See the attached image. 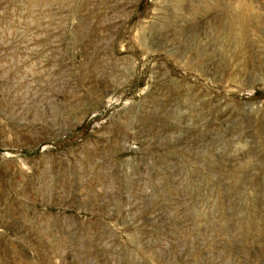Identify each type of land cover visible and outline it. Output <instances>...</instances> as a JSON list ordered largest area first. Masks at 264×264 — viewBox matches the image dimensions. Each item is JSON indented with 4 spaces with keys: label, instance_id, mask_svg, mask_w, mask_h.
I'll list each match as a JSON object with an SVG mask.
<instances>
[{
    "label": "rangeland",
    "instance_id": "obj_1",
    "mask_svg": "<svg viewBox=\"0 0 264 264\" xmlns=\"http://www.w3.org/2000/svg\"><path fill=\"white\" fill-rule=\"evenodd\" d=\"M0 264H264V0H0Z\"/></svg>",
    "mask_w": 264,
    "mask_h": 264
}]
</instances>
